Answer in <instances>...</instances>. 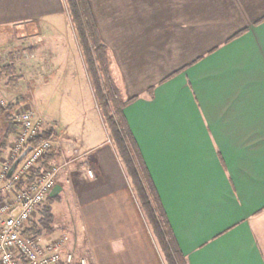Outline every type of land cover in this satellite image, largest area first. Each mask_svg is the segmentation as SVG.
Here are the masks:
<instances>
[{"label": "crops", "instance_id": "obj_1", "mask_svg": "<svg viewBox=\"0 0 264 264\" xmlns=\"http://www.w3.org/2000/svg\"><path fill=\"white\" fill-rule=\"evenodd\" d=\"M104 1L115 77L136 97L125 116L188 263L264 264V0ZM63 14L64 0H0V27L58 30ZM43 115L102 177L81 197L90 264H164L100 112L105 148L86 117Z\"/></svg>", "mask_w": 264, "mask_h": 264}, {"label": "rangeland", "instance_id": "obj_2", "mask_svg": "<svg viewBox=\"0 0 264 264\" xmlns=\"http://www.w3.org/2000/svg\"><path fill=\"white\" fill-rule=\"evenodd\" d=\"M90 3L100 27L103 26L104 20L119 12L118 9L105 7L104 0H90ZM174 11L177 14L180 9L176 8ZM63 15L62 23L57 26L58 30L50 27L45 29L40 25H37L36 29L34 28L31 32L23 25H20L22 27H18L19 25L0 27V68L11 61L9 58L14 57L17 72L21 77L20 86L17 89L9 88L6 84L7 79L0 77V98L5 99L6 103L4 108L0 106V110L12 106L10 112L14 126L13 117L20 108H27L41 116L45 127L55 124L43 115L44 112L48 115L57 114L63 117L74 129H79V124L83 122L82 118L86 117L87 124L90 126V144L94 147L105 148L107 147V135L99 117L96 101L89 88L90 80L76 31L66 7V0H64ZM113 54L112 51L110 67L117 83ZM68 65L74 68L66 73ZM122 92L125 94L123 90ZM0 116L6 118L1 111ZM1 124L0 121V126ZM3 127L6 128V125ZM15 128L17 131L7 139V146L3 148L0 160L7 154L17 137L19 129L16 126ZM60 141L63 155L60 150L55 151L54 163L66 165L61 168L56 188L41 205L33 219L39 220L43 207L50 205L54 215L55 232L50 235L46 233L40 235L54 238L67 234L69 248L77 257L87 258L90 264L87 253V235L81 215V202H83L81 197L86 192L89 178L97 183L102 180V177L97 171L96 164L91 163L87 166L82 164V153L79 148H76L77 143L71 141L68 135L60 134ZM96 235L97 238L93 237V240L101 238L104 240L105 233L101 232ZM153 239L161 260L167 264L157 245V240L154 237ZM116 244H120V241H116Z\"/></svg>", "mask_w": 264, "mask_h": 264}, {"label": "trees", "instance_id": "obj_3", "mask_svg": "<svg viewBox=\"0 0 264 264\" xmlns=\"http://www.w3.org/2000/svg\"><path fill=\"white\" fill-rule=\"evenodd\" d=\"M66 7L76 31L97 108L102 116L108 138L129 179L132 192L146 224L157 240V245L167 264H189L178 245L155 183L125 116L126 107L134 102L136 97L125 96L112 75L110 67L112 49L102 37L90 0H66ZM263 21L264 18L256 24ZM244 32L237 33L233 38L241 36ZM9 59L11 61L0 68V77L7 79L6 84L9 88L17 89L20 86L21 77L17 72L14 57ZM175 74L177 72L171 76ZM11 109L12 106L0 110L9 123L0 150V157L3 148L5 149L7 146V139L17 131L12 124ZM53 135L52 129L44 128L41 135L31 140L30 143L36 146L44 140L51 139ZM54 159L55 154L52 153L46 157L43 164L55 162ZM38 173L39 170L31 175L27 184L31 183ZM48 200L50 201V199ZM40 208L41 206L38 210ZM53 221L52 209L50 205H47L43 207L39 220L31 219L23 231V235H40L42 233L50 235L55 232Z\"/></svg>", "mask_w": 264, "mask_h": 264}, {"label": "built area", "instance_id": "obj_4", "mask_svg": "<svg viewBox=\"0 0 264 264\" xmlns=\"http://www.w3.org/2000/svg\"><path fill=\"white\" fill-rule=\"evenodd\" d=\"M5 104V99L0 98V106L4 108ZM13 122L19 132L0 160V264H89L87 258L77 257L69 248L67 234L54 238L23 235L38 208L56 188L61 168L66 164H43L55 151L60 150L63 155L55 125L45 127L43 118L27 108L17 110ZM44 128L52 129L53 137L32 145L30 141L38 138ZM29 145L32 150L8 178L13 162ZM37 170L39 173L27 184Z\"/></svg>", "mask_w": 264, "mask_h": 264}, {"label": "water", "instance_id": "obj_5", "mask_svg": "<svg viewBox=\"0 0 264 264\" xmlns=\"http://www.w3.org/2000/svg\"><path fill=\"white\" fill-rule=\"evenodd\" d=\"M32 146L29 145L26 147V149L21 153V155L13 162L10 171L8 173V178H11L14 170L16 169V167L18 166V164L23 160V158L32 150Z\"/></svg>", "mask_w": 264, "mask_h": 264}, {"label": "flooded vegetation", "instance_id": "obj_6", "mask_svg": "<svg viewBox=\"0 0 264 264\" xmlns=\"http://www.w3.org/2000/svg\"><path fill=\"white\" fill-rule=\"evenodd\" d=\"M0 121L2 123L0 126V150H1L9 123H8L7 118H4L3 116H0ZM4 125H6V128L3 127Z\"/></svg>", "mask_w": 264, "mask_h": 264}]
</instances>
